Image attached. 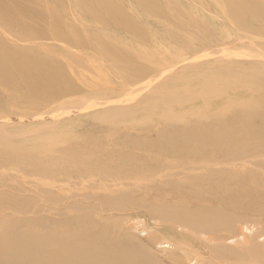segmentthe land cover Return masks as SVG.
Wrapping results in <instances>:
<instances>
[{"label":"rangeland","instance_id":"rangeland-1","mask_svg":"<svg viewBox=\"0 0 264 264\" xmlns=\"http://www.w3.org/2000/svg\"><path fill=\"white\" fill-rule=\"evenodd\" d=\"M33 28L46 39L29 43ZM0 40L13 47L3 63L17 48L67 77L0 84V205L133 212L144 190L177 184L154 167L224 153L264 163V0H0Z\"/></svg>","mask_w":264,"mask_h":264},{"label":"bare ground","instance_id":"bare-ground-1","mask_svg":"<svg viewBox=\"0 0 264 264\" xmlns=\"http://www.w3.org/2000/svg\"><path fill=\"white\" fill-rule=\"evenodd\" d=\"M29 36L32 44L46 39L37 29ZM4 41L0 40V49L13 48L1 44ZM8 57L13 59L11 66L0 61V72L8 70L0 84L26 80L56 86L67 78L40 68L53 59L33 57L17 48L9 50ZM60 95L58 91L41 95L37 109L47 108ZM243 133L238 137H252ZM256 140L264 146V136ZM224 142L209 145L218 148ZM224 154L154 167L151 172L169 174L177 184L166 193L144 190L139 210L133 212L121 205H105L103 211L96 210L110 214L107 217L98 212L67 218L60 212L56 218L42 215L41 209L0 205V264H264V175L256 168L264 171V163ZM150 229L173 237L161 241ZM170 246L176 256L171 262L166 256Z\"/></svg>","mask_w":264,"mask_h":264}]
</instances>
